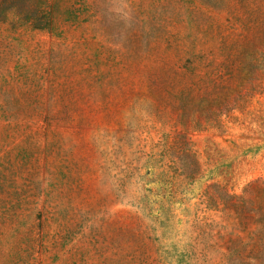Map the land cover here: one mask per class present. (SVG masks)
I'll return each instance as SVG.
<instances>
[{
    "label": "rangeland",
    "instance_id": "1",
    "mask_svg": "<svg viewBox=\"0 0 264 264\" xmlns=\"http://www.w3.org/2000/svg\"><path fill=\"white\" fill-rule=\"evenodd\" d=\"M0 264H264V0H0Z\"/></svg>",
    "mask_w": 264,
    "mask_h": 264
},
{
    "label": "trees",
    "instance_id": "2",
    "mask_svg": "<svg viewBox=\"0 0 264 264\" xmlns=\"http://www.w3.org/2000/svg\"><path fill=\"white\" fill-rule=\"evenodd\" d=\"M14 5V7L16 8V9H18V7H16L17 6V4H13Z\"/></svg>",
    "mask_w": 264,
    "mask_h": 264
}]
</instances>
